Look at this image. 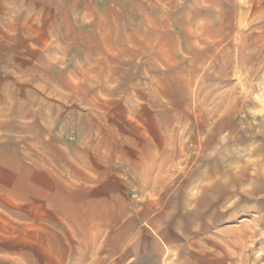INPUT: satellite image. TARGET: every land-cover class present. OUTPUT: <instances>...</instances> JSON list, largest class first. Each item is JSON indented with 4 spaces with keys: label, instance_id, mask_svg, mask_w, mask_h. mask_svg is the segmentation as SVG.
I'll list each match as a JSON object with an SVG mask.
<instances>
[{
    "label": "rangeland",
    "instance_id": "obj_1",
    "mask_svg": "<svg viewBox=\"0 0 264 264\" xmlns=\"http://www.w3.org/2000/svg\"><path fill=\"white\" fill-rule=\"evenodd\" d=\"M9 2L0 264H264V0Z\"/></svg>",
    "mask_w": 264,
    "mask_h": 264
},
{
    "label": "crops",
    "instance_id": "obj_2",
    "mask_svg": "<svg viewBox=\"0 0 264 264\" xmlns=\"http://www.w3.org/2000/svg\"><path fill=\"white\" fill-rule=\"evenodd\" d=\"M8 2L9 0H0V15H13L12 8L7 7ZM10 3L11 1L8 3V6ZM77 205H78L77 206L78 208H83L87 212L88 211V197L83 198L80 201H78ZM55 216L59 219L61 224H63L66 227L67 231L69 232L70 239H71V245H72L73 251L76 256L75 258L72 259L73 262H77L76 264H87L88 258L83 259L82 257L85 255H88V228L90 229L97 228L101 232L103 229L107 230L108 223L105 221H102L101 219H97L95 222H90L88 224L87 218L81 220L80 216H78V218L77 219L74 218L73 221H77V222L83 221L82 223L83 234L80 233L81 231L77 233H73V231L70 230L72 227V224L70 222L72 221L64 220L61 212L55 213ZM36 251L40 252L39 249H37Z\"/></svg>",
    "mask_w": 264,
    "mask_h": 264
}]
</instances>
